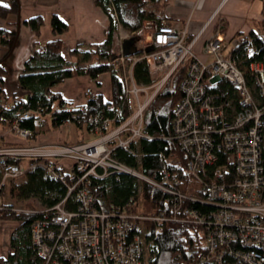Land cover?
Instances as JSON below:
<instances>
[{
	"label": "built area",
	"instance_id": "1",
	"mask_svg": "<svg viewBox=\"0 0 264 264\" xmlns=\"http://www.w3.org/2000/svg\"><path fill=\"white\" fill-rule=\"evenodd\" d=\"M261 4L263 31L256 32V38H264V0ZM106 17L114 25L109 66L127 104L126 119L113 131L106 132L111 120L89 118L91 134H99L94 141L75 146L27 144L32 133L19 123L32 113L15 110L6 124L3 114L13 106L0 93V126L23 142L0 144V185L7 179H20L25 171L22 162L12 160L46 159L70 169L65 196L41 211L43 219L31 225L35 257L41 264H150L153 239L169 220L202 229L204 254L197 264H264V57L250 63L245 76L230 52L223 55V20L217 12L207 22H215V31L203 44L209 62L192 53L198 35L188 38L183 28L144 21L127 32L118 24L112 6ZM243 38L247 44L244 54L250 56L251 41ZM128 41L131 43L126 45ZM89 51L93 49L84 52ZM139 61L147 69L148 85L136 84L132 76L133 65ZM180 69V99L172 110L170 139L186 156L185 171L194 184L186 194L177 189V180L166 168L154 182L138 168L112 157L113 150L128 151L131 142L150 139L142 126L144 111L165 81ZM97 95L91 87L84 90L86 98ZM109 109L114 119L120 113L119 108ZM45 172L61 180L52 164L46 165ZM113 174L130 176L163 193L170 218L131 212V201L102 210L82 185ZM68 200L72 209L66 208Z\"/></svg>",
	"mask_w": 264,
	"mask_h": 264
},
{
	"label": "trees",
	"instance_id": "2",
	"mask_svg": "<svg viewBox=\"0 0 264 264\" xmlns=\"http://www.w3.org/2000/svg\"><path fill=\"white\" fill-rule=\"evenodd\" d=\"M94 4L105 16L109 7L112 6L118 24L127 32L135 31L144 21H152L156 24L164 21L160 7L163 4L162 0H94ZM18 8V0H0V19L4 20L6 25L16 24ZM9 18H14L13 22H9ZM106 18L108 24L105 39L99 44L90 46L93 51L85 52L80 56L82 60L88 57L94 58L93 64L85 66L77 63L68 64L62 60L61 41L57 36L65 32L66 25L56 16L50 18L49 26L54 38L45 42L42 47L33 44L32 53L23 63L22 71L17 77L18 87L25 96L11 98L10 104L13 110L3 114L6 124L13 119V111H30L31 117L21 120L19 127L29 130L33 137V124L41 116H48L52 130L63 125L65 120H69L78 130L84 128L90 134L92 128L87 124L89 118L111 120L110 128H114L119 121L126 119L127 104L123 100V89L109 66L112 58L110 49L114 25L110 18ZM23 25L36 34L41 20L38 17L31 18L24 21ZM261 31H263L262 22L258 32ZM5 34L4 30H0V37ZM255 35L256 32L253 31L245 35L251 41L250 56L244 54L247 44L243 38L244 35L240 33L237 34L240 36L238 44L230 51V57L237 61L238 68L245 76L248 74L249 64L260 61L264 57V38H256ZM2 41L3 39L0 38V42ZM71 54H76V50L71 51ZM104 73L109 75L110 97L108 100L98 94L95 98H86L83 106L74 107L71 101L63 99L59 93L52 91L54 86L65 79L78 76L95 79ZM182 75L183 69H180L170 76L146 107L142 126L144 133L150 139L139 138L131 142L128 151L113 150L112 157L125 166L138 168L141 175L154 182L160 180V172L166 168L177 180V189L186 194L188 189L194 186L185 171L186 156L182 149L170 139V120L172 110L180 99L177 84ZM3 76L4 71L0 65V81ZM132 76L136 84H149V75L142 61L133 65ZM109 107L120 109L115 119ZM38 108L40 110H37ZM83 143V139H78L74 143L64 145L75 146ZM11 162H22L25 165V171L20 179H7L0 185V199L3 207L0 211V219L17 222L9 235L7 254L4 258H0V264H41L34 255L30 241V228L33 222L43 219L44 214L41 211L49 209L65 196L68 173L65 172L64 167L55 165L52 160L17 159ZM47 164L53 165V171L60 176L61 180L45 172ZM1 178L0 170V181ZM5 187L6 198L3 197ZM82 188L94 197L102 210L108 209L109 205L121 207L131 201L132 205L129 207L131 212L149 216L162 214L166 218H170L171 215L168 205L164 202L163 193L143 181L136 182L134 178L124 174L91 179L84 182ZM29 200H35L39 209H35L31 203H28ZM17 202L22 204L20 208L16 207ZM66 208L72 209L73 203L68 200ZM203 241L204 233L199 227L168 220L162 225L161 232L153 239L155 250L150 264H197L204 254ZM204 264L213 263L205 262Z\"/></svg>",
	"mask_w": 264,
	"mask_h": 264
},
{
	"label": "crops",
	"instance_id": "3",
	"mask_svg": "<svg viewBox=\"0 0 264 264\" xmlns=\"http://www.w3.org/2000/svg\"><path fill=\"white\" fill-rule=\"evenodd\" d=\"M162 1L163 4L160 7L163 22L183 28L188 38L198 35L192 53L199 60L205 62L211 60L210 56L204 54L203 44L215 31L214 21L207 25L208 19L214 12H217V15L223 20L220 29V38L223 40L232 41L240 37L237 36L239 33L246 35L249 31L258 32L260 29L262 11V8L260 7L259 10L258 7L260 0ZM18 5L16 24L6 25L5 21L0 19V30H4L6 33L0 37L3 39L0 42V65L4 71V76L0 81V93L5 97L6 104H9L14 96H25L18 87L17 77L22 71L23 63L32 53L33 44L42 47L45 42L54 38L49 26L52 16H56L66 25L65 32L57 36L61 41L60 56L62 60L65 63H77L80 66L94 63L93 57L82 60L80 56L85 53L86 48L99 44L105 39L108 24L106 16L100 8L95 6L94 0H18ZM35 17L41 20L36 34L23 25L24 21ZM13 20L14 18H9V22H13ZM73 50H76L74 55L71 54ZM88 87L102 95L105 100L109 99V75L106 73L98 75L95 79H90L87 76L68 78L54 86L52 91L59 93L63 99L71 101L74 107H81L86 101L84 90ZM43 117L48 116H41L37 120L38 124H36L37 121L34 122V136L27 141V144H66L74 143L78 139H83L84 143L90 141L91 134L85 130V138L78 137L75 133L82 129L78 130L73 124L61 125L55 131L45 130L43 124H40ZM70 126L72 128H69ZM69 133L75 135L76 138L72 141L66 140ZM16 143L23 142L0 126V144ZM4 257L0 254V258Z\"/></svg>",
	"mask_w": 264,
	"mask_h": 264
},
{
	"label": "rangeland",
	"instance_id": "4",
	"mask_svg": "<svg viewBox=\"0 0 264 264\" xmlns=\"http://www.w3.org/2000/svg\"><path fill=\"white\" fill-rule=\"evenodd\" d=\"M258 7H259V10L262 8L261 1H260V4L258 2ZM237 42H238V38L233 39L232 41H227L226 39H224L223 42L220 44L221 53L223 55H227L233 49V47L235 46V44ZM141 100H142V98L139 97V101H141ZM36 124H38V121L36 122ZM40 124H43L45 130H47V131L48 130L49 131H55V130L58 129V128L53 129V130L51 129V127L49 126L50 123H49V118L48 117H43L42 118V122H40ZM63 125H65V126L66 125H71V122L68 123V124H63ZM69 128H72V126H70ZM113 130H114V128H109V130H107L106 132L113 131ZM75 134L78 137H83V138H85V136H86V132H85V129L84 128H82L81 131H76ZM74 136L71 133H69V134H67V139L66 140L72 141V140H74L76 138ZM98 137H99V134L92 133L91 136H90V141H88L86 143H89L91 141H94ZM6 145H9V144H6ZM65 172L69 174L70 173V169L68 167H66L65 168ZM3 192H4L3 193V197L6 198V193H7L6 187L4 188V191ZM28 203H31L34 206L35 209H37V210L39 209V206H38V204H37V202L35 200H29ZM15 205H16L17 208H20V206L22 204L17 202ZM16 224H17L16 221L7 220V219H0V254L3 255V256H6L7 251H8V246H9V238H8L9 237V232L16 226Z\"/></svg>",
	"mask_w": 264,
	"mask_h": 264
},
{
	"label": "water",
	"instance_id": "5",
	"mask_svg": "<svg viewBox=\"0 0 264 264\" xmlns=\"http://www.w3.org/2000/svg\"><path fill=\"white\" fill-rule=\"evenodd\" d=\"M130 43H131V41H128V42L126 43V45H127V44H130Z\"/></svg>",
	"mask_w": 264,
	"mask_h": 264
}]
</instances>
